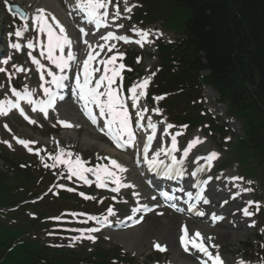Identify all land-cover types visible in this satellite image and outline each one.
<instances>
[{
  "label": "snow or ice",
  "instance_id": "snow-or-ice-1",
  "mask_svg": "<svg viewBox=\"0 0 264 264\" xmlns=\"http://www.w3.org/2000/svg\"><path fill=\"white\" fill-rule=\"evenodd\" d=\"M111 2V0H77V6L86 14L87 21L89 24H94L96 29H99L101 27H107L106 18L109 15L107 11H101L102 9H106L108 4ZM127 11H131L130 8L126 9ZM51 15L49 13H46L44 9H38L37 14L33 17L34 22L38 26V31L40 33H46L48 38V44H47V56L46 59L51 61L53 65L57 69L60 70L61 73H63L66 69L70 67L69 62L74 61L76 57L73 55L72 51L70 50L73 44V41L68 37V35L65 32V28L60 24V22L56 19L55 16H52L51 19L54 23H49L48 16ZM116 16H119V10L116 12ZM118 27H123L122 25H119ZM58 29V33L56 31ZM80 32L83 35H88L87 32H85L84 28H80ZM16 36H21V31L17 30L15 33ZM138 35L141 37V41H145L147 39V36L149 35L147 32L140 31L138 32ZM104 41L109 40H125L127 41L128 38L125 36H116L113 32L109 31L106 35H101L100 37ZM138 43L140 41H137ZM84 44L88 46L89 51L87 53V58L82 61L83 66V79L81 80L80 73H76V89L78 90L77 94L79 96V99L83 101L82 104V110L84 111V114L88 117V119L92 122L93 125H96L98 122L97 114L93 113L90 105H94L96 108L99 109L98 116L99 117H107L105 119L101 130L107 129V135L109 138L116 144L118 148H123L126 145H131L135 143L136 137L134 134V131L132 129V119L129 115L128 108L125 106L123 99L117 94L116 90L111 89V84L114 83V78L119 74L115 69L112 70V75L109 76V68L107 65L112 64L113 61L116 60L115 56L110 57L107 61L101 60L99 63L104 64V74L101 75L98 79L95 78L94 73L99 71L97 68H90V62L96 59V56L99 55V53H95L92 49V45L89 44L87 40H84ZM14 48L19 49L18 44L11 45ZM28 48H33L34 45L32 42L28 43ZM98 47L103 50L104 45H98ZM111 47H114L111 46ZM111 47H109V51H111ZM69 49L67 51L66 57H65V49ZM59 50L60 55L56 56L54 53ZM44 52H41V55L44 56ZM31 56V53H29ZM33 63H35L38 67V69H43L44 65L40 64V62L35 58L32 57ZM6 62V61H5ZM125 66L123 64L119 65L120 69H123ZM20 71H23V69H18ZM0 71H5L4 69H0ZM47 75L52 77V83L56 85L57 88L63 87V81L66 79V76L64 75H56L54 72L49 70L47 72ZM43 75L41 76V79L43 80ZM93 80H95V83L93 84ZM107 81V87L103 92L99 91V89L102 87L104 82ZM149 83V79H145L141 84L133 86L131 89H129V92H131V99H132V106H137V101L140 96L145 95L146 93L143 91ZM137 88H140L141 91L138 93ZM13 95L17 97V102L13 103L11 101H0V115H7V112L11 110L12 108L19 109L21 115H24L25 119H29L25 113L23 108L20 107L19 100H26L29 104L32 105H38L39 110L44 112L45 115H47V109L53 106L55 95L50 92L49 88H44V93L48 96L47 101H40L36 102L32 100V93H30L27 89H25L24 93L21 94L17 92L15 89L12 90ZM105 97V99H101V97ZM157 99H161L158 97ZM33 111H36L37 108L33 107ZM155 111H159L156 109ZM137 115L140 117V119H143V117L140 115V113H137ZM30 123H35V121L29 120ZM64 126H70L64 121L60 122ZM137 126L142 127V125L139 124V121H137ZM7 127V126H5ZM148 127L152 129L153 135L148 136V144H145L144 146V159L149 164V167H155L157 166V157L159 156V152H157L151 160L148 159V150H149V144L154 138V133L156 130V125L151 122L149 119ZM168 127H172L171 125H168ZM124 137H127L125 140ZM18 143L24 145L25 147L28 146L30 143L29 141L25 140H18ZM197 143H202V141L199 140V138L193 140L191 143H189L188 148L184 150L185 156H187L188 151L192 147H194ZM176 138L175 136L172 137V151L176 150ZM31 150V149H30ZM57 155L55 157H52L54 161H59L61 164L67 165L68 172H69V179L72 176H76L77 178L84 181L85 184H89L90 181L87 179V177L84 175V173H91L96 176L97 181V187H107V184L104 182V179H102L101 172L104 173L105 178H112L113 182L116 184V187L112 189V191H118L120 187L126 186L122 185L120 182V178L117 176L116 171H109L107 167H104L103 169L101 166H97L96 168H85L83 166V162L80 160L79 157H76L75 162L70 160H64L61 159V156ZM70 155V154H69ZM217 153L213 152L211 153L206 159L208 161H211L215 158H217ZM175 163H179V161H176L175 158H173ZM110 164L113 169L117 170L120 173H123L127 171L122 165H120L116 160L112 159L110 160ZM48 167V165H45ZM55 167V163L52 165ZM195 175V173H193ZM234 179H242L241 177H236ZM250 190V189H249ZM83 196L84 194L81 193ZM189 198H191L192 193L187 194ZM89 198V197H85ZM207 203V200L204 201ZM249 205H251L253 202L249 201ZM173 207H175L173 205ZM259 208V205H257V209ZM244 215L250 216L252 213L248 211L247 208L243 210ZM109 215L112 214V209H108ZM199 215H203V213H199ZM89 219L97 220V217H89ZM106 219V217H105ZM218 219L215 215H213V220ZM87 231L89 232H95L98 231V229L90 228ZM185 235L181 237L182 243L185 245V249L187 250V245L190 242L186 237L188 236L187 229L184 230ZM200 233L196 232L195 237H199ZM89 239L94 240V237L89 236ZM193 246L198 248L200 251H204L207 253V249L204 248L203 244L195 243L193 238ZM157 248L160 246L157 245ZM163 251V249H160ZM215 264H222V261L220 260V257L217 255L215 257ZM243 264V262H241Z\"/></svg>",
  "mask_w": 264,
  "mask_h": 264
},
{
  "label": "trees",
  "instance_id": "trees-1",
  "mask_svg": "<svg viewBox=\"0 0 264 264\" xmlns=\"http://www.w3.org/2000/svg\"><path fill=\"white\" fill-rule=\"evenodd\" d=\"M191 7L186 37L172 49L180 66L190 74L211 70L208 78L225 96L241 99L232 110L250 112L264 127V0H193ZM251 134L260 143L258 128Z\"/></svg>",
  "mask_w": 264,
  "mask_h": 264
},
{
  "label": "rangeland",
  "instance_id": "rangeland-1",
  "mask_svg": "<svg viewBox=\"0 0 264 264\" xmlns=\"http://www.w3.org/2000/svg\"><path fill=\"white\" fill-rule=\"evenodd\" d=\"M56 6V8L61 12V8L59 6V3L57 0H52ZM41 0H0V44L1 41H3L4 37V30L7 27V23H9L10 25H14L17 26L19 24V22H17L16 19L12 18L11 15L8 14V3H12V4H17L19 3L25 10H30L31 6L32 7H37L41 4ZM142 4L143 6L146 5V1L142 0ZM138 3L137 1H135L132 6H137ZM127 6L126 1L124 0H117L114 5H113V9L117 10L116 7H119V9L123 10L124 7ZM148 7L150 8V11L148 14L145 15H150L151 13L156 16L158 19H165L167 22H164V25L166 27H171L172 24H174V28H176L177 25V21L175 18H173V16H169L168 14H166L161 7L160 8H156L153 7L152 5H148ZM140 13V9L139 12L137 13V15H139ZM120 25V23L118 24ZM155 27V28H160L161 25L154 23V24H146L145 28H150V27ZM162 28V27H161ZM170 33V30H169ZM171 35V34H170ZM171 39L172 41L175 38V35H171ZM125 48L124 47H118V51L123 53V50ZM153 49L152 45H149L148 48L146 49L147 52H150ZM157 63V59L153 58L150 59V61H146L144 62L142 65H145L147 67V72L145 73V75L148 77L149 76V72L151 67H155ZM151 66V67H150ZM149 70V71H148ZM1 78H4V75H1ZM20 79L23 83L27 84V85H31V75L29 74H23L20 77L18 76V78L14 81V83H20ZM11 80H14V78H11ZM9 87L10 85H8V87H2V85H0V98L1 97H5L8 94L9 91ZM207 91L208 93V97L206 101L210 100V105L212 104L213 107L222 110V108H224V105L219 104L216 100H214V98L216 97V94L213 90H209V89H205L204 90V94ZM205 101V105L207 106ZM57 113H64L62 109H57L56 111H54L53 113L50 114L49 116V120H45V119H41V121H37V123H35L33 126L30 127H26L25 125H20L18 120H16L15 116H10L6 119H1L0 120V150H4L6 151L10 156H11V160H13L14 162L16 161H22L26 160V162L28 163L29 160L27 159V153L26 151L20 147L18 144H16L13 140V134H17V135H24L27 138L30 139L31 143H39L41 146H44L43 149H55L56 151H60V152H66L67 148L69 147H75L76 149L79 150V153L83 154V153H88L90 156L93 155V152H95L97 155H100L102 157H104L106 155V153H109L110 150L107 149V145L105 146V144L102 142L101 137H98L95 133H93L91 130L87 129L85 127V125L80 122L78 127H74L70 130H58V121H56ZM218 114V112L216 113ZM6 125L11 126L12 128V133L9 132L11 130V128H5ZM239 129V126H238ZM77 136V137H76ZM88 137V138H87ZM98 137V138H97ZM97 138V139H96ZM60 142V143H59ZM93 143H95L94 146ZM6 148H8L11 153L9 151L6 150ZM23 149V150H22ZM109 154H112V152H110ZM60 155V154H59ZM63 156V155H62ZM35 159L37 160L38 157H35ZM34 159V160H35ZM39 159L42 161V157L40 155ZM5 168L4 167V163L0 157V168ZM6 169V168H5ZM55 178H54V174L53 173H48V174H42L41 176H36V177H30L28 178V181L24 182L23 185V189L26 191H28L29 193H32L33 191H41L44 192V189L50 188L52 186V184L54 183ZM65 198H68L67 194H63L62 196V192L59 193V195H55L53 192L49 193L48 196H46L44 199H42L40 202L37 203H28L25 204V206H23V210L25 212V214L27 212H32L35 214H38L37 212V206L39 204H46L49 205L51 202H54L56 200L62 202L63 207H68V208H72L70 206V202L66 201ZM3 216L5 217H9L10 215L4 214ZM152 218H155L152 216ZM170 223L173 224L174 226H176L177 224H179L180 220L178 219V217H171L169 219ZM226 226H228L227 224H225ZM16 229H20V225H16L15 226ZM237 231V235L235 237H239L241 238L239 241L237 242L235 241V237L233 240H229V242H222V247L224 250V253L227 254V256H229V258L235 254V250L236 249H240L241 248V244L243 243V240H246L247 237H251L253 230H243V231ZM244 234H239L241 232H245ZM217 236H225L223 238H226V236H229L226 232H220L218 231ZM215 235V236H216ZM116 238L118 239V236L116 235ZM119 241V239H118ZM106 246H114L115 244L110 241V242H106L105 241ZM144 252L148 253L150 251V246L148 245V242H146L144 244ZM110 248V247H109ZM125 249V248H124ZM125 251H130L133 252L131 250H126ZM174 254V251H173ZM172 254V255H173ZM166 258H164V256H160L159 254L156 256H152V258H150L149 260H143L141 259V261L139 262L140 264H166L167 263V258H169V256H165ZM188 260L190 259L187 258ZM187 260V261H188Z\"/></svg>",
  "mask_w": 264,
  "mask_h": 264
},
{
  "label": "bare ground",
  "instance_id": "bare-ground-1",
  "mask_svg": "<svg viewBox=\"0 0 264 264\" xmlns=\"http://www.w3.org/2000/svg\"><path fill=\"white\" fill-rule=\"evenodd\" d=\"M73 4L76 6L77 5V0H72ZM47 7L52 8L51 2L49 0H44L43 2ZM99 113V109L97 110ZM74 112V111H73ZM73 121H77L76 114L71 116ZM144 193H142L143 195ZM221 209V208H220ZM224 218L226 219H233L235 220L231 213H224ZM169 224V221L166 219H157V220H151L149 218L145 219V221L140 224L137 227H133V229H130L128 231H123L122 233H116V234H111L112 238H114L117 242L120 244H123L127 249L135 246H139L141 248V245L146 242V240L151 241L152 239H156L158 242L159 240L163 242H167L170 246V249L174 251L173 256V261L176 263H189V256H184L181 255V252H179L178 245L176 244V240L178 239V227H172ZM191 227V232H208L211 234H214V236L217 234L219 230L216 228H211L207 223H204L200 226L198 225H192ZM231 234V233H229ZM116 235L118 236V239L116 238ZM217 236V235H216ZM225 236H217V238H221ZM228 237V236H226ZM188 260V261H187Z\"/></svg>",
  "mask_w": 264,
  "mask_h": 264
}]
</instances>
